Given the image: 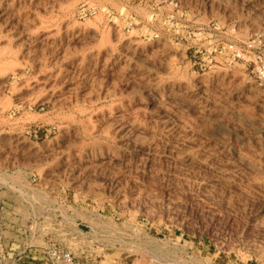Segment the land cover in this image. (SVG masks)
I'll list each match as a JSON object with an SVG mask.
<instances>
[{"label":"rangeland","instance_id":"obj_1","mask_svg":"<svg viewBox=\"0 0 264 264\" xmlns=\"http://www.w3.org/2000/svg\"><path fill=\"white\" fill-rule=\"evenodd\" d=\"M51 247L264 264V0H0V264Z\"/></svg>","mask_w":264,"mask_h":264},{"label":"built area","instance_id":"obj_2","mask_svg":"<svg viewBox=\"0 0 264 264\" xmlns=\"http://www.w3.org/2000/svg\"><path fill=\"white\" fill-rule=\"evenodd\" d=\"M46 254L52 264H86L78 259L70 252L60 250L56 247L47 248Z\"/></svg>","mask_w":264,"mask_h":264},{"label":"bare ground","instance_id":"obj_3","mask_svg":"<svg viewBox=\"0 0 264 264\" xmlns=\"http://www.w3.org/2000/svg\"><path fill=\"white\" fill-rule=\"evenodd\" d=\"M18 190V189H17ZM20 191V190H19Z\"/></svg>","mask_w":264,"mask_h":264}]
</instances>
